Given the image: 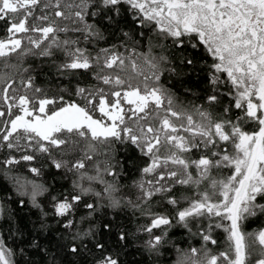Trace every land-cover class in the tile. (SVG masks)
Here are the masks:
<instances>
[{
  "label": "snow or ice",
  "instance_id": "6c2138e0",
  "mask_svg": "<svg viewBox=\"0 0 264 264\" xmlns=\"http://www.w3.org/2000/svg\"><path fill=\"white\" fill-rule=\"evenodd\" d=\"M0 264H264V0H0Z\"/></svg>",
  "mask_w": 264,
  "mask_h": 264
},
{
  "label": "trees",
  "instance_id": "16d2710c",
  "mask_svg": "<svg viewBox=\"0 0 264 264\" xmlns=\"http://www.w3.org/2000/svg\"><path fill=\"white\" fill-rule=\"evenodd\" d=\"M254 226V225H253Z\"/></svg>",
  "mask_w": 264,
  "mask_h": 264
}]
</instances>
